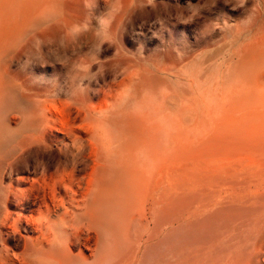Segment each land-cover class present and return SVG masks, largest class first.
<instances>
[{"label": "bare ground", "instance_id": "1", "mask_svg": "<svg viewBox=\"0 0 264 264\" xmlns=\"http://www.w3.org/2000/svg\"><path fill=\"white\" fill-rule=\"evenodd\" d=\"M66 4L0 0V264H26L31 251L58 264H264L263 100L208 102L209 113L157 103L140 99L154 89L141 74L130 100L98 113L92 180H3L38 139L13 124L14 110L26 121L21 99L31 96L5 59L32 30L57 32ZM69 216L83 222L75 231L61 223Z\"/></svg>", "mask_w": 264, "mask_h": 264}, {"label": "rangeland", "instance_id": "2", "mask_svg": "<svg viewBox=\"0 0 264 264\" xmlns=\"http://www.w3.org/2000/svg\"><path fill=\"white\" fill-rule=\"evenodd\" d=\"M131 2L123 0V10L110 25L111 45L105 43L97 53L89 41L91 33L73 45L76 52L70 54L74 58L91 62L98 58L108 70L104 77L85 81V95L69 99L68 69L47 46L43 48L47 63L32 57L25 68L21 64L36 37L56 38L67 27L89 18L98 27L99 18L110 10L106 0H67L57 32L46 26L32 30L24 44L5 59V71L31 96L21 99L22 106L31 104L22 111L26 121L14 110L10 113L13 124L16 129L28 125L38 139L3 180H35L44 171L59 172L69 180H92L102 159L101 140L89 135L93 125L89 116L130 100L132 80L141 74L154 75L153 93L142 89L143 100L168 99L179 106L195 102L204 113L208 102L213 107L237 98L264 101V0H247L241 8L233 7L239 0H191L197 4L191 13L184 9L189 0H156V9L149 8L147 17L130 9ZM177 15L192 22H182ZM157 16L162 23H153ZM98 66L93 65V71ZM175 107L171 105L170 113ZM36 160L42 163L36 166Z\"/></svg>", "mask_w": 264, "mask_h": 264}, {"label": "clouds", "instance_id": "3", "mask_svg": "<svg viewBox=\"0 0 264 264\" xmlns=\"http://www.w3.org/2000/svg\"><path fill=\"white\" fill-rule=\"evenodd\" d=\"M228 2V0H226ZM106 3L109 5V12L107 16L99 18V26L93 27L90 18L82 23H74L70 27H67L66 30L56 38L42 39L36 37L30 48L28 49L27 56L28 58L21 64V68H25L28 63L31 62L32 57H38L43 60L45 63L48 62L45 53L43 51L44 46H47L50 52L54 55L57 62L64 65L68 69V81L70 87V97L69 99H74L78 95H85L88 90V85L85 84V81L97 80L98 78L104 77L108 74V70L100 63L97 58V62H91L90 59L74 58L73 54L76 50L73 48L80 38L85 33H91V39L89 40L96 52L102 50L103 45L108 43L112 44L110 25L120 11L123 10V0H106ZM247 3V0H239L238 3L233 4L234 8L244 7ZM119 5V7H117ZM197 4H192L189 0V4L186 8L190 13L192 9L196 7ZM130 9L135 11H140L145 17L149 16V8L156 9V0H147V3L144 0H132L129 5ZM177 19H180V16H176ZM182 22L188 23L192 22L189 20H181ZM147 22V21H146ZM162 23V19L157 16L156 21L153 23ZM93 65H99L95 71H93ZM127 90H122V92ZM89 119L93 121V134L94 138L99 139L96 135L97 129L101 126L102 121L99 119V114H90ZM80 151L81 149H76ZM42 162L36 160V166H39ZM68 226V230L75 231L78 225H82V221H79L76 217L69 216L66 221H61ZM62 246L58 244L57 247ZM26 264H58L57 259L54 255H49L44 258L43 261L37 259V252L31 251L25 255Z\"/></svg>", "mask_w": 264, "mask_h": 264}]
</instances>
